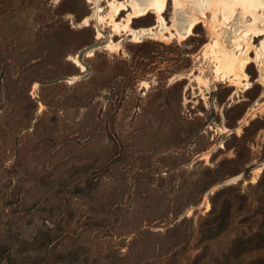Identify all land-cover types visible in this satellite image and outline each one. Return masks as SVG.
Segmentation results:
<instances>
[{
    "label": "rangeland",
    "instance_id": "obj_1",
    "mask_svg": "<svg viewBox=\"0 0 264 264\" xmlns=\"http://www.w3.org/2000/svg\"><path fill=\"white\" fill-rule=\"evenodd\" d=\"M151 1L0 0V264H264V21Z\"/></svg>",
    "mask_w": 264,
    "mask_h": 264
},
{
    "label": "bare ground",
    "instance_id": "obj_2",
    "mask_svg": "<svg viewBox=\"0 0 264 264\" xmlns=\"http://www.w3.org/2000/svg\"><path fill=\"white\" fill-rule=\"evenodd\" d=\"M135 1V0H134ZM174 1V0H173ZM225 1V0H223ZM235 1H240V3L245 7V9H247L248 11H250V15L251 18L253 19V22L257 21V20H263L264 21V12H260L258 13L261 9L264 8V0H234V1H229L226 0L225 1V7L227 9V17L230 18L232 16V13L235 9ZM130 2V1H129ZM166 2L167 0H153L151 1L150 5L146 8H143L141 6H139L138 4L134 3L133 4V15L131 16H140V15H144L147 13V11L149 10V8H153L156 11L157 17L159 19V21L163 24L164 23V18L162 13L164 12L165 8H166ZM181 2V1H180ZM221 2V1H220ZM147 3V2H146ZM180 4V3H179ZM216 4V3H215ZM147 5V4H146ZM181 6V5H179ZM126 5L123 2H120L119 6L117 7V10L120 9H125ZM128 7V6H127ZM145 7V6H144ZM132 8V7H131ZM237 8V7H236ZM212 9V8H211ZM218 10V9H217ZM208 11V10H207ZM239 11V10H238ZM150 12V11H149ZM218 14V13H217ZM234 15V14H233ZM243 16V15H242ZM218 18V16H217ZM213 20H216V17L214 16ZM231 20V19H230ZM198 21V20H197ZM191 22L190 26L188 27V33L185 35L187 36L190 33V28L197 22ZM228 21V20H227ZM218 22V21H217ZM180 24V23H178ZM257 25V24H256ZM124 26V25H123ZM126 26V25H125ZM175 26V25H174ZM214 27V24H213ZM255 27V26H254ZM253 27V28H254ZM152 28V27H151ZM154 28V27H153ZM127 29V28H126ZM144 29V28H143ZM250 29V28H249ZM146 30V29H145ZM164 30V29H163ZM178 30V29H177ZM264 27L261 28H256V29H252V31L249 32L245 31L241 36L239 35V37H235L233 39V44L234 47L236 49H240L239 53H235L232 51L230 58L228 60V64H227V69L229 71L230 74H233V79L230 78V81L232 83V85H236L238 83H240L242 80H247L248 79V74L245 70L247 64L251 61L250 56L248 55V50L251 48L250 46L253 45L251 43L252 40V36L253 37H258L259 35L264 33ZM142 31V29H141ZM154 31V29H153ZM139 32V30L136 28H132L130 30V33L137 35V33ZM149 32V31H147ZM129 33V34H130ZM166 33V32H165ZM216 33V32H215ZM153 34V33H152ZM217 34V33H216ZM253 34V35H252ZM172 35V34H171ZM218 35V34H217ZM252 35V36H251ZM134 37V36H133ZM164 37V36H163ZM243 38H247L248 40L243 42ZM163 39V38H162ZM182 39V38H181ZM215 43H218V38L215 39ZM253 47V46H252ZM260 49L264 51V40L261 41L260 43ZM259 49V50H260ZM92 52V49L89 50V53ZM260 54H262V52H260ZM90 55V54H89ZM258 60V59H257ZM261 61L263 62L264 59H261ZM81 67L83 68L82 64Z\"/></svg>",
    "mask_w": 264,
    "mask_h": 264
},
{
    "label": "water",
    "instance_id": "obj_3",
    "mask_svg": "<svg viewBox=\"0 0 264 264\" xmlns=\"http://www.w3.org/2000/svg\"><path fill=\"white\" fill-rule=\"evenodd\" d=\"M96 46H97V44H95V45H93V46H90L89 48H93V47H96ZM89 48H88V49H89ZM248 170H249V168H248V169H246V170H245V172H247ZM237 176H238V177H240V174H239V175H237ZM238 177H237V178H238Z\"/></svg>",
    "mask_w": 264,
    "mask_h": 264
}]
</instances>
